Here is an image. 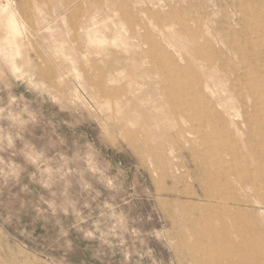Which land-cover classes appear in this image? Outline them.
Segmentation results:
<instances>
[{"label": "rangeland", "instance_id": "rangeland-1", "mask_svg": "<svg viewBox=\"0 0 264 264\" xmlns=\"http://www.w3.org/2000/svg\"><path fill=\"white\" fill-rule=\"evenodd\" d=\"M231 29L264 48V0H0V264H264V206L239 190L240 250L220 241L226 214L186 149L246 135L158 98L174 53L211 75L200 89L229 100L235 130L252 100L193 40ZM250 62L264 80V57Z\"/></svg>", "mask_w": 264, "mask_h": 264}, {"label": "bare ground", "instance_id": "bare-ground-1", "mask_svg": "<svg viewBox=\"0 0 264 264\" xmlns=\"http://www.w3.org/2000/svg\"><path fill=\"white\" fill-rule=\"evenodd\" d=\"M256 32L257 35L260 34L259 29ZM213 35L212 38L202 34V40L198 36L193 37L196 57L202 61L200 67L205 69V61L209 67H213L214 60H219L225 70L234 73L232 81L238 82L237 89H245L247 97L252 100V104H246L242 121L236 122V129L232 130L227 127L230 124L233 108L229 105V100L221 97L212 99L200 89V85L203 84L205 89L215 90V84L209 80L211 75L202 72L193 63H182L179 59L184 60L185 58L178 59L174 53H169L163 58L165 64L160 67L163 76L162 91L158 98L161 99L160 101L165 97L173 99L181 113H184L185 109H192L194 116L198 118L206 120L211 116L221 127L218 130L221 137H229L236 141L239 140L238 134L246 135L245 148L227 142H220L219 146L209 144L211 142L208 139L214 134H201L204 141L203 148L194 145L193 140H189V146L186 148L195 161L196 170L205 172L204 176L197 175V179L204 188L208 203L220 207L226 214L222 217H215L222 227L219 240L225 244L232 242L237 247V241H231L227 235L226 227L229 216L233 217L235 225L244 217L246 208L243 205L245 203L241 198L243 196L238 195V191L243 190L245 196L249 198L253 194V201L264 206V80L259 76L260 67L255 64L252 66L250 62L255 57H264V48L259 46V50H256L257 45L246 32L237 33L231 29L222 38L216 34ZM148 39L153 46L155 39L149 37ZM235 56L238 57V61L234 59ZM163 60H160L161 63ZM242 101L246 102V100ZM199 102L204 103L206 108H202ZM249 108H252L253 113L249 111ZM220 147L223 149L222 153L218 150ZM213 168L218 171L213 172L211 170ZM213 219L214 217H209L207 214L202 215L203 222H211ZM196 228L197 225H194L191 230L196 232ZM236 232L244 240V233L239 229ZM209 243L200 244L198 248L210 249ZM239 248L235 249L236 252L240 250ZM247 257L251 259L252 255L249 253ZM235 264H242V259H238Z\"/></svg>", "mask_w": 264, "mask_h": 264}]
</instances>
